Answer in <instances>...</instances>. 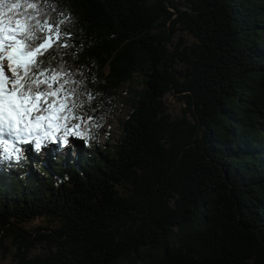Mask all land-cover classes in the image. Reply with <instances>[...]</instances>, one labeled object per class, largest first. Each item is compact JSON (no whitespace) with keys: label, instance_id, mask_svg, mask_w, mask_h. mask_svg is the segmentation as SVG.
I'll list each match as a JSON object with an SVG mask.
<instances>
[{"label":"trees","instance_id":"1","mask_svg":"<svg viewBox=\"0 0 264 264\" xmlns=\"http://www.w3.org/2000/svg\"><path fill=\"white\" fill-rule=\"evenodd\" d=\"M19 2L66 20L85 148L0 158V264H264V0Z\"/></svg>","mask_w":264,"mask_h":264},{"label":"snow or ice","instance_id":"2","mask_svg":"<svg viewBox=\"0 0 264 264\" xmlns=\"http://www.w3.org/2000/svg\"><path fill=\"white\" fill-rule=\"evenodd\" d=\"M21 7L35 10L19 13ZM23 16V19L17 18ZM66 20H45L37 3L0 0V158L19 160L24 149L33 145L39 151L47 143H69L68 137H81L80 107L71 73L61 65L50 66L49 49L69 32H62ZM10 73V74H9ZM89 115L87 121L91 122Z\"/></svg>","mask_w":264,"mask_h":264},{"label":"rangeland","instance_id":"3","mask_svg":"<svg viewBox=\"0 0 264 264\" xmlns=\"http://www.w3.org/2000/svg\"><path fill=\"white\" fill-rule=\"evenodd\" d=\"M10 74V73H9ZM125 106L122 104L118 103L115 111L109 116L107 124L104 126V129L102 130V134H107L109 136H113L112 140L116 137L118 134L120 128H119V122H118V117H122L125 114ZM78 139L76 143H72L71 140H69V143L67 145H63V148L60 151H57V156L63 155V154H70V157L73 159L75 156L78 155L79 150L83 151V148H85V145L82 141H80V137H77ZM105 137L100 135L98 137V143H99V150H102V146L105 144ZM113 141H109V144L112 143ZM62 144V143H61ZM52 146L50 149L46 150L49 152V150L55 151L57 148V143H52ZM33 146V145H32ZM44 150V149H43ZM45 153L42 152L40 156H38L39 160H44L45 158ZM70 159V158H69ZM52 223L48 219H36L34 221H31L27 223L25 226L29 229H37V228H43L46 226H50ZM43 230V229H42Z\"/></svg>","mask_w":264,"mask_h":264}]
</instances>
